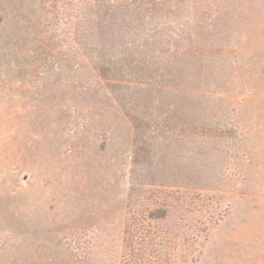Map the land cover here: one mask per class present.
<instances>
[{
	"label": "rangeland",
	"instance_id": "obj_1",
	"mask_svg": "<svg viewBox=\"0 0 264 264\" xmlns=\"http://www.w3.org/2000/svg\"><path fill=\"white\" fill-rule=\"evenodd\" d=\"M0 264H264V0H0Z\"/></svg>",
	"mask_w": 264,
	"mask_h": 264
}]
</instances>
